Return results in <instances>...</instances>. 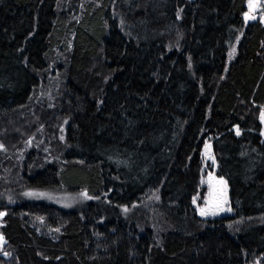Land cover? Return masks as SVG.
Instances as JSON below:
<instances>
[{
    "label": "trees",
    "instance_id": "obj_1",
    "mask_svg": "<svg viewBox=\"0 0 264 264\" xmlns=\"http://www.w3.org/2000/svg\"><path fill=\"white\" fill-rule=\"evenodd\" d=\"M248 14L0 0V264H264V23ZM205 140L229 214L192 204ZM35 188L88 200H18Z\"/></svg>",
    "mask_w": 264,
    "mask_h": 264
},
{
    "label": "rangeland",
    "instance_id": "obj_2",
    "mask_svg": "<svg viewBox=\"0 0 264 264\" xmlns=\"http://www.w3.org/2000/svg\"><path fill=\"white\" fill-rule=\"evenodd\" d=\"M262 0H247L248 16L247 19H258L264 23V8ZM261 122V136L264 139V104L259 113ZM31 139L23 144L22 149L31 145ZM202 163L200 167L199 178L197 180V190L192 197V204L196 212L201 217L219 216L229 214L232 209L229 205L228 184L222 177L216 175V160L213 155L211 142L205 140L201 150ZM18 200L42 201L54 204L62 209H81L88 197L84 192L71 193L60 188H35L28 189L18 195ZM201 210L206 211L207 215H201ZM252 264H256L252 262Z\"/></svg>",
    "mask_w": 264,
    "mask_h": 264
},
{
    "label": "snow or ice",
    "instance_id": "obj_3",
    "mask_svg": "<svg viewBox=\"0 0 264 264\" xmlns=\"http://www.w3.org/2000/svg\"><path fill=\"white\" fill-rule=\"evenodd\" d=\"M208 213L204 210H201V215H207ZM0 215H3L2 213H0Z\"/></svg>",
    "mask_w": 264,
    "mask_h": 264
}]
</instances>
